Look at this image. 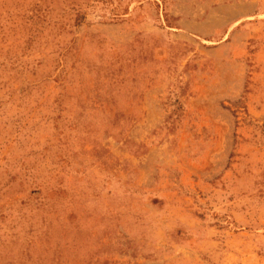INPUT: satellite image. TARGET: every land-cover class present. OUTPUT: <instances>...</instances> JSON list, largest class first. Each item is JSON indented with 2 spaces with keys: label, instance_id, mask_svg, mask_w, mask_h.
Masks as SVG:
<instances>
[{
  "label": "rangeland",
  "instance_id": "rangeland-1",
  "mask_svg": "<svg viewBox=\"0 0 264 264\" xmlns=\"http://www.w3.org/2000/svg\"><path fill=\"white\" fill-rule=\"evenodd\" d=\"M0 264H264V0H0Z\"/></svg>",
  "mask_w": 264,
  "mask_h": 264
}]
</instances>
